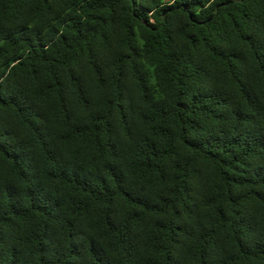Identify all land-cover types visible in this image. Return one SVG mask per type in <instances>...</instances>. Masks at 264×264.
<instances>
[{
	"label": "trees",
	"instance_id": "1",
	"mask_svg": "<svg viewBox=\"0 0 264 264\" xmlns=\"http://www.w3.org/2000/svg\"><path fill=\"white\" fill-rule=\"evenodd\" d=\"M0 264H264V0H0Z\"/></svg>",
	"mask_w": 264,
	"mask_h": 264
}]
</instances>
